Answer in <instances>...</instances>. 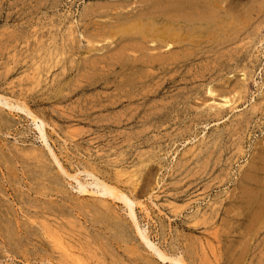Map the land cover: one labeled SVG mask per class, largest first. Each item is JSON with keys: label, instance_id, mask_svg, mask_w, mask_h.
<instances>
[{"label": "rangeland", "instance_id": "obj_1", "mask_svg": "<svg viewBox=\"0 0 264 264\" xmlns=\"http://www.w3.org/2000/svg\"><path fill=\"white\" fill-rule=\"evenodd\" d=\"M241 1L247 8L264 2ZM134 4L0 0V197L5 205L0 209L18 212L21 225L33 224L39 236L33 243L49 249L45 254L30 246L26 257L0 243V264H40L42 255L57 263L60 251L52 243L59 237L46 232L48 225L55 231L63 225L80 249L94 250L96 242L110 249L115 234L105 229L108 222L93 224L98 212L103 219L114 216L120 239L134 244L127 249L138 247L140 264H173L157 258V248L189 264H199L212 248L218 255L214 264H264V229L245 228V209L235 200L243 173L264 149V12L253 15L249 27L217 55L151 69L155 74L144 69L149 87L144 98L130 102L119 99L128 88L129 71L109 59L120 47L115 33L111 44V32L122 26L119 13ZM94 60L108 67L89 70ZM211 87L214 95L208 93ZM17 100L39 121L7 105ZM97 180L126 194L139 229L124 202L101 195ZM81 186L95 195L81 194ZM40 208L47 209V217L33 214ZM55 211L65 217L55 218ZM121 245L115 252L124 258L127 244Z\"/></svg>", "mask_w": 264, "mask_h": 264}, {"label": "bare ground", "instance_id": "obj_2", "mask_svg": "<svg viewBox=\"0 0 264 264\" xmlns=\"http://www.w3.org/2000/svg\"><path fill=\"white\" fill-rule=\"evenodd\" d=\"M241 2V0H135V7H131V9L127 10V8L131 6V4H129V7L125 6L127 7L125 8V10L127 11L122 14L119 13V18L122 17L120 21L122 22V26L117 28L116 31L111 32V44L115 41V33V35H118V37L120 38V47L115 52V54L113 53V56L110 55L111 57L109 59L110 62L114 63V65L112 64L113 66H119V68L123 70L124 73L129 71L128 75L131 78L130 80H128L129 82L127 81L129 89L127 88L126 93L121 92L124 94H120L121 96L119 95V99H128V101L132 102L131 100L134 97L139 98L141 96L144 98L143 92L144 90H146L145 88L149 87L148 82L144 80L147 77L146 74L148 72H150L151 74H155L150 71L151 69L166 70L169 69V67L173 66L183 67L187 64L201 60L204 54H207L209 52L217 55L220 48H223L230 42L234 41V37L237 34L244 32V30L247 29V26L249 27V23L253 15H257L259 17L261 13L264 12V2L262 4L257 3L256 5L248 8L243 7ZM123 10L124 9H122V11ZM124 14H126L125 17H123ZM98 35L99 33L96 34L95 37L93 35V39H97ZM91 42L92 41L90 40V43ZM149 44H151V46ZM91 50H95V48L90 49V51ZM216 60L219 61L221 60V58L217 57ZM103 62L104 60H102V62L94 60L90 61L87 66L89 70L96 71L100 69ZM106 63H108V61ZM106 67L108 66L106 65L104 68H101L106 69ZM144 69H147V71H145L146 74L143 71ZM104 73H106V71ZM247 74L248 72L245 73V76H247ZM85 78L89 79L88 77ZM120 88L122 87H119L118 89ZM232 90L234 89L232 88ZM222 92L226 93L228 92V89H222ZM208 93L210 95H214V88H209ZM230 101L231 100H227L224 104L226 105L230 103ZM10 102L7 101V105H9L10 108L18 109L22 112H27L29 116H32L35 123L39 121L38 117L32 114L25 102L17 100L18 103L15 102L17 103L16 105ZM39 132L41 134V138L46 140L45 130L40 128ZM36 152L35 156L32 153L31 154L34 156L33 159H35L37 164H39L38 166L42 168L43 162L40 159L41 155H36ZM251 162V166L249 165L250 169L248 167L249 172L243 173L242 183H240L241 187H239L241 194H237L239 196H237V199L235 200H240V208L245 209V216L248 219V226L246 225L245 228L251 230L250 228L255 229L257 226H261V228L264 229V149L260 153V155L254 157ZM65 173L71 179L76 178L70 176L67 171ZM87 173L93 176L91 172L87 171ZM98 181L99 180H97L96 187L100 189L101 195L103 197H109L113 198V200L124 202L127 206L128 211L130 212L129 214L131 219L133 220V223L135 224L136 228L139 229V225L134 212V207L131 206L132 204L129 205V203L127 202L126 194L121 192V190L119 191L118 188L113 185H108L105 182ZM243 183L244 185H242ZM80 193L95 195L96 192L93 193L92 190L89 191L87 190V188H84V186H81ZM4 206L5 205L2 203V198L0 197V207ZM97 210H99V207H97ZM47 213L48 211L46 208H40L39 210L33 212L34 215L40 217H45ZM97 215L98 216L93 219V224L98 226L101 223L102 225H105V222H108L110 223V225L105 226L106 228H104L110 231V233L113 232L115 234L113 239L111 240V243L109 244L111 246L110 249L102 245L100 246L98 242H96L97 248L95 247V251L92 250L91 247L90 249H80L75 245L74 241L70 240V237L72 235L69 231H66L67 229L63 225H60L59 227L56 226V231L52 229L51 231L49 228H51L50 226L52 225H48L46 226L47 229H45L46 232H54L59 237V242H56L58 239L54 240V242L58 244H54V242L51 243L54 248L56 247L55 245H57L58 248H56L60 251V258L57 259L58 261L56 263L55 258L50 259V256L44 255L46 256L44 257L42 255V257L38 256L39 259H42V261L39 263L43 264L46 263L45 261H48V264H91L89 260L95 258L96 264H127L126 262H128V264H140L141 258H139L140 256L138 255V247H131L127 249V246H134V244H132V241H125L120 239L119 236H121V232L119 231V229L118 231L116 229V227L119 226H116L113 223L114 216L108 213L106 216H103L106 220L105 221L99 216V212ZM18 216V212H16V214L10 211L5 213L0 209V243H2L4 247L7 248L11 253L22 254L26 257L28 255L27 252L29 251L30 246H33V249L36 252L40 251V253L47 254L49 249L45 247V244L42 243V246H36V244L33 243V239L35 237H39L35 226L33 224L21 225L20 217ZM52 216L57 219L65 217V215H62L60 211H55ZM245 232L248 233V231L246 230ZM106 233L107 235H109L108 232ZM146 236L147 235H142V241L149 245V238H147L148 236ZM123 242L127 244L125 246L127 252L123 254V257L125 259L115 252L116 249H123V246L121 245ZM149 247L151 248V246ZM20 248H23V250L19 251ZM56 248L55 250H57ZM152 248L151 250L156 249ZM85 251L90 252L91 255H84ZM156 251L157 258L162 261L168 260V262L170 261L173 264H189L181 256V258H170L167 254L158 251V248ZM210 253H212V255ZM210 253L203 252V254L201 255L202 260L200 262L198 261L199 264H214L215 261H218V255L216 254L214 248L211 249ZM196 254L197 253H195V255ZM212 258H214V260ZM142 260L144 261L143 258Z\"/></svg>", "mask_w": 264, "mask_h": 264}]
</instances>
